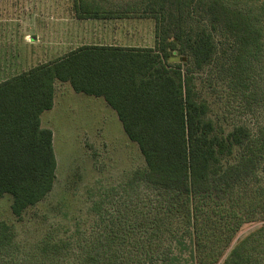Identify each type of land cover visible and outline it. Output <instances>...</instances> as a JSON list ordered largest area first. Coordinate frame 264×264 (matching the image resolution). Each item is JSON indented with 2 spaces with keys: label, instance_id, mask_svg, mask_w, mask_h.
Returning <instances> with one entry per match:
<instances>
[{
  "label": "trees",
  "instance_id": "trees-1",
  "mask_svg": "<svg viewBox=\"0 0 264 264\" xmlns=\"http://www.w3.org/2000/svg\"><path fill=\"white\" fill-rule=\"evenodd\" d=\"M72 12L151 19L154 47L86 43L1 82L0 200L21 219L53 191L41 116L57 82L103 98L145 166L104 190L94 224L69 238L50 230L25 253L0 220V264H264V123L247 122L264 108V1L72 0ZM198 81L227 92L222 114ZM231 108L242 119L229 122Z\"/></svg>",
  "mask_w": 264,
  "mask_h": 264
},
{
  "label": "rangeland",
  "instance_id": "rangeland-1",
  "mask_svg": "<svg viewBox=\"0 0 264 264\" xmlns=\"http://www.w3.org/2000/svg\"><path fill=\"white\" fill-rule=\"evenodd\" d=\"M113 30L134 36L132 44L154 46L151 19L78 21L72 0H0V83L82 44L100 42L93 36ZM198 84L214 103L215 115L222 114L229 98L224 88L212 93ZM55 90L53 109L41 116L42 127L53 133L57 159L53 191L21 219L11 211V196L0 200V220L14 226L25 253L50 230L62 239L69 238L79 225L87 231L95 222L91 208L100 194L120 187L145 166L137 144L129 140L116 112L103 98L76 93L69 83L57 82ZM242 114L231 108L228 121H239ZM247 122L264 123V108L250 114ZM260 226H245L238 239Z\"/></svg>",
  "mask_w": 264,
  "mask_h": 264
},
{
  "label": "crops",
  "instance_id": "crops-1",
  "mask_svg": "<svg viewBox=\"0 0 264 264\" xmlns=\"http://www.w3.org/2000/svg\"><path fill=\"white\" fill-rule=\"evenodd\" d=\"M122 20H128V19H122ZM89 21H94V20H89ZM110 21H113V20H110ZM104 22H106V21H104ZM93 37H94L95 40H97L99 38L100 42H92V43H89V44H105V45H116V46H122V47L151 48V47H147V46H138V45L132 44L131 41L134 39V36H132V35L129 36L125 32H118V30H113V32H109V33H107V34H105L103 36L94 35ZM102 38H103V41L101 42ZM107 39L109 41L112 40V42L107 43L105 41ZM127 43H129V44H127Z\"/></svg>",
  "mask_w": 264,
  "mask_h": 264
}]
</instances>
